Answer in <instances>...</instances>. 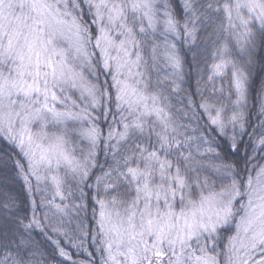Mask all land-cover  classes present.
<instances>
[{
    "label": "snow or ice",
    "instance_id": "obj_1",
    "mask_svg": "<svg viewBox=\"0 0 264 264\" xmlns=\"http://www.w3.org/2000/svg\"><path fill=\"white\" fill-rule=\"evenodd\" d=\"M175 2L0 0V136L19 149L24 163L16 166L29 194L49 182L54 188L52 199L31 202V216H17L11 198L0 206L14 226L12 239L0 242V264H42L29 233L66 214L62 189L69 176L80 193L77 212L86 208L84 186L95 190L94 226L89 232L81 220L72 246L86 251L91 235L99 264H264V154L256 151L264 148V122L240 167L213 147L214 139L180 132L165 94L166 82L178 91L182 79L175 39L194 47L202 28L215 24L209 13L223 12L226 23L214 32L228 35L212 53L208 81L230 73L241 107L257 37L264 47V0H183L179 14ZM167 68L172 71L161 75ZM198 107L238 151L244 113L225 116L226 106L207 98ZM110 114L105 134L101 117L107 122ZM101 144L111 159L88 184ZM38 206L49 209L43 218ZM51 230L68 237L62 221ZM53 243L60 257L71 259L59 241Z\"/></svg>",
    "mask_w": 264,
    "mask_h": 264
},
{
    "label": "trees",
    "instance_id": "obj_2",
    "mask_svg": "<svg viewBox=\"0 0 264 264\" xmlns=\"http://www.w3.org/2000/svg\"><path fill=\"white\" fill-rule=\"evenodd\" d=\"M183 0H176V12L179 14L180 4ZM215 5V4H214ZM215 7V6H214ZM210 15L214 12H210ZM213 16V15H212ZM179 18V15L177 16ZM88 19V17H85ZM94 31V29H93ZM177 46L182 56V62L185 66L187 73L188 85L182 90L171 91L169 85H165L166 95H168V103L174 109H178L179 115V125L181 131L193 137H199L203 133L206 137L214 139L215 144L219 145L218 151L225 157L226 160L231 162H239L240 167H244L243 161L247 159V156L253 154L252 148L250 146L252 140L259 139L261 135V126L264 122V112L261 110V103L264 102V47H261L259 44V37L257 38V47L255 51V63L252 68V73L250 74L249 90L251 96V104L249 110L245 116L246 126L239 136V146L238 151H232L229 147V141L226 137H221L213 130V126H210L208 116L204 113L203 109L199 108V104L202 102L203 98L199 93V89L193 81L192 77V63H191V47L188 44H185L182 38L177 39ZM106 79L104 75L100 76L101 82ZM110 82V77L107 78ZM177 98L179 99L177 101ZM191 101V104H189ZM179 106V107H178ZM113 113L115 112V105H112ZM198 117L195 118L194 117ZM113 116L110 114L107 117V122L103 121L101 117L100 127L107 133L109 123L112 121ZM187 123V124H186ZM187 126V130L185 127ZM195 129V131H193ZM250 134H254L251 135ZM182 138V137H181ZM198 141L194 140L192 145L196 147ZM257 153L264 154V148H258ZM111 154H105L103 150V144H101L97 150V166L91 173V179L87 181L88 184H91L97 176L101 174L102 168L106 170L108 164L105 163L106 160L110 161ZM197 159H199L197 157ZM17 161L24 163L23 157L19 152V149L5 137L0 136V206L8 203L9 198L15 200L16 208L14 211L17 216H23L27 214L31 216L32 214V201H35L37 205L40 204L41 200L44 198H39L38 193L33 191L31 194L27 191L24 183L23 176L20 174V169L16 166ZM258 161L253 160L252 163L255 165ZM264 160L259 161L263 163ZM247 173H242V177H246ZM35 180L33 179V187ZM84 193L86 194V199L83 203L86 204V208L77 212L74 205L80 204V193L76 191L74 193V198H67L63 201V204L68 205L66 214H56L51 216L52 225L49 226L44 231H41L37 228H33L29 233L32 237V240L35 243V247L39 249L37 255V260L46 262V264H72L73 261H82L86 259H95L97 264H99L100 253L96 252L95 245L92 243L91 235L85 239V249L73 247L72 244L79 239L81 235V230L77 229V225L81 220L84 221V224L88 226L89 232L91 231L92 226H94V220L92 217V210L95 206L92 200L94 195L93 189H90L84 186ZM55 203H61L60 200L55 201ZM49 211L45 207H37L36 212L40 218H43L44 213ZM51 212H55L54 209H51ZM11 217L5 213L0 207V242L7 243L12 239V231L14 226L9 223ZM63 231L68 233V237L63 235H58L52 232V226H61ZM27 223V221H25ZM230 233H225L227 236ZM54 241H59V247L64 248L71 255V259H67L59 256V248ZM223 241H221V246ZM87 253H94V257H88ZM54 257V259H53Z\"/></svg>",
    "mask_w": 264,
    "mask_h": 264
},
{
    "label": "rangeland",
    "instance_id": "obj_3",
    "mask_svg": "<svg viewBox=\"0 0 264 264\" xmlns=\"http://www.w3.org/2000/svg\"><path fill=\"white\" fill-rule=\"evenodd\" d=\"M176 5L177 4L175 2L174 7H176ZM212 15L215 19V24L212 26H208L207 28H202V30L199 32L196 45L194 47L190 46L191 47L190 51L192 55L191 71H192L193 81L196 84L197 88L199 89V93L203 99H206V98L209 99L210 102L214 103L217 107H219L221 103L226 106L225 116H231V114L234 111H242L244 115L246 116L249 110L250 104H251V96H250V90H249V85H248L250 82L251 75H249V79L247 82L245 100L242 102V105L239 108H237L235 105V101L237 99L236 94L234 90L230 89V86L228 83L230 80V73H227L226 75H223V76H216L213 81H208V77L213 74L211 65L216 62L213 59L212 53L219 46L220 42H222L223 38L228 35L227 33H224V32H214V27L216 25H219L221 23H226V21L224 20V13L220 12V13H214ZM256 26L258 28L259 24L257 23ZM170 39L172 38L170 37ZM177 39H175L174 41L176 45H177ZM233 44H234V41H233ZM177 49H178L179 55L181 56L178 46H177ZM233 54L235 55V51L233 52ZM181 59H183L182 56H181ZM254 63L251 65L249 69H247V71H249L250 74L252 73V68L254 66ZM171 71L172 70L170 68L164 69L161 75H163L164 72H171ZM181 76H182V79L177 80V83L179 84V90H182V88H185L188 85V80L186 78L187 73H186L183 62H182ZM153 79H155V76L153 77ZM165 85H169L168 88L171 89V91L173 92L172 85L170 83L166 82ZM213 87L217 89L215 93H213ZM221 88H223V91H219V89ZM178 100L179 99L177 98V101ZM175 108L173 109L170 105V111L172 113L173 119L175 123L179 125L178 123L179 115L177 111L178 109H175ZM213 114L215 113L213 112ZM181 130L182 129L179 128L180 132H182ZM241 133L242 132H239L238 130V138L241 135ZM229 134H231V126H229ZM192 147H193V150L196 148L193 145ZM94 182H95V179L91 184H94ZM74 184H75V181H73L72 178L69 176L66 179V182L62 189L65 196H67V198H74V193L76 191H79L74 188ZM35 185H36V182H34V188H35ZM40 188H41V191L37 192L39 198H44V199H49V200L52 199L54 195V188L51 185V182H49L47 185L41 184ZM93 191L95 190L93 189ZM69 193H72V194L69 195ZM57 200H60V198L56 197L55 201Z\"/></svg>",
    "mask_w": 264,
    "mask_h": 264
}]
</instances>
